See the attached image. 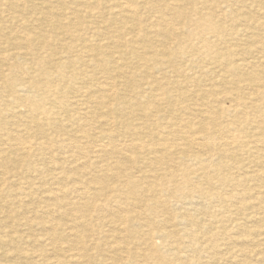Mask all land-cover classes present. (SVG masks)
Returning <instances> with one entry per match:
<instances>
[{"label":"bare ground","instance_id":"bare-ground-1","mask_svg":"<svg viewBox=\"0 0 264 264\" xmlns=\"http://www.w3.org/2000/svg\"><path fill=\"white\" fill-rule=\"evenodd\" d=\"M54 1L61 9L46 4L37 25L33 19L26 32L10 31L14 40L0 34L1 51L16 49L28 60L25 66L0 54V97H9L0 116L22 122L0 134V197L48 195L40 206L47 219H36L48 225L42 238L52 253L3 249L0 232L9 264L34 256L48 264H68L73 256L79 264H182L183 252L198 264L195 254L207 249L205 264H213L221 259L215 247L228 251V237H217L221 228L213 223L236 214L252 223L241 235H264V0ZM20 2L4 4L22 12ZM76 5L95 17L80 32L84 12ZM151 12L142 28L140 16ZM51 13L56 21L47 25ZM24 16L13 17L26 25ZM46 26L77 32L78 41L50 46L57 36ZM127 60L135 64L125 75ZM5 65L19 74L3 73ZM140 191L145 197H133ZM71 194L80 199L71 201ZM92 216L113 228L109 237L101 239ZM72 219L77 228L66 223ZM10 220L0 227L12 229L14 243L31 239L14 229L32 220ZM245 245L229 261L255 264L248 259L254 246ZM73 249L76 255L67 254ZM259 253L264 258V247Z\"/></svg>","mask_w":264,"mask_h":264},{"label":"rangeland","instance_id":"rangeland-1","mask_svg":"<svg viewBox=\"0 0 264 264\" xmlns=\"http://www.w3.org/2000/svg\"><path fill=\"white\" fill-rule=\"evenodd\" d=\"M99 2L101 3V5H103V3L104 4H106V0H99ZM4 3H6V0H2V4L0 5V9H2L3 11H0V34L1 35H5V37L4 38H6V37H9V40L10 41H12V40H14V38H17L15 35H9V33H10V31L11 30H15V31H19L18 33L20 34V30L21 31H25L26 32V26L28 25V26H32V20L33 19H36L35 21H33V25H37L38 24V19H40L41 17H42V15H41V12H42V8H44L45 6H46V4L47 5H50V6H53L54 8H57V9H61L60 8V5H58L59 3L58 2H56V1H54V0H23V2H20V6H21V8L23 9V11L22 12H20V9H19V7H15V10L14 9H11L10 7H8V5L6 4H4ZM65 4H68V5H70V6H72V5H74V3L72 2V0H66L65 1ZM34 6L35 7V10L34 11H31L30 10V7L31 6ZM77 6V5H76ZM77 9H79L83 14H84V16H83V18L81 17V19H80V22L82 23V24H80L81 26V29L79 30V32L80 31H82L83 30V28H84V26H86V25H89L90 23H91V21H93L94 19H95V17H93V16H88V17H85V7H83V6H81V5H78L77 6ZM244 10H246V8H245V6L243 7V12H244ZM7 11H9V12H7ZM55 11H56V9H55ZM142 10H140L139 12H141ZM5 12V13H4ZM7 12V13H6ZM52 12H54V10L52 11ZM16 13H22V15L24 16V17H26V19H29V21H28V24H26V25H22V23H21V20H19V19H16V18H14L13 16H15V14ZM25 13V14H24ZM62 15V16H61ZM106 15V14H105ZM152 15V16H151ZM153 15H155L153 12H151V13H143L141 16H140V24H141V26H142V28H144V27H146L147 26V23L149 22V21H151L152 19H154V16ZM50 16V17H49ZM60 16L61 17H63L64 16V13L62 12L61 14H60ZM147 16V17H146ZM32 17V18H31ZM56 14H54V13H51V14H49L46 18L48 19L47 21V25H51V22L50 21H52V22H54V21H56ZM149 17V18H148ZM8 18V19H7ZM12 18V19H11ZM50 18H52L51 20H50ZM57 18H59L58 16H57ZM67 17H65V19H63V20H67L66 19ZM143 20H142V19ZM241 18V17H240ZM87 19V20H86ZM92 19V20H91ZM147 19V20H146ZM239 19V18H238ZM239 21H240V19L237 21V23H239ZM242 21V20H241ZM5 23H7V25L5 24ZM21 24V25H20ZM15 27V28H14ZM46 28V32L47 33H49V34H51V35H56L57 36V38H54V39H56V40H51L50 42H49V44H50V46H59V45H64L65 44V42H68V41H70V40H74L73 41V43H75V42H77L78 41V38H77V32H71V33H69V34H65V33H55V32H57V31H54V30H51L50 29V27L49 26H46L45 27ZM74 34V35H73ZM13 37V38H12ZM60 38H61V40H60ZM64 38V39H63ZM73 38V39H72ZM102 38V37H101ZM56 43V44H55ZM6 45V43H0V54L3 52V54H4V56H6V55H8V54H10V55H15V56H17L18 57V59L20 60V62L21 61H23L24 62V64H25V66L27 65V59L24 57V55H22V54H19V55H17V54H15V50L16 49H12V48H8V49H6V50H4V51H1L2 50V48L4 47ZM246 44H243L242 46L243 47H246L245 46ZM30 46H31V48H35L36 47V44L35 43H31L30 44ZM6 47V46H5ZM8 50V51H7ZM19 51V50H18ZM20 52V51H19ZM17 53V52H16ZM20 53H22V52H20ZM255 53V52H254ZM252 56H256V53L254 54V55H252ZM133 62H135L134 60H127V62H126V64L123 66V70H124V72H125V75H128L129 74V72L130 71H132L134 68L132 67V64H135V63H133ZM22 63V62H21ZM23 64V63H22ZM23 64V65H24ZM7 68V65H5L3 68V73H5L6 74V72H8L9 74L10 73H12V74H19V70L18 69H16V68H14V69H6ZM84 68V67H83ZM11 70V71H10ZM128 73V74H127ZM102 73H98L97 75H99V76H102L101 75ZM98 76V77H99ZM124 77V76H123ZM137 77V78H136ZM104 78L103 77H99V80H103ZM121 79V78H120ZM139 76H135V78H133L132 80H131V82H130V85L132 86V87H134V88H136L137 86H135V84L134 83H137V82H139ZM119 82V81H118ZM69 84H71V83H69ZM74 85H76L75 83H74ZM130 85L128 86V88L129 89H131L132 87H130ZM8 100H9V97H0V108H4L5 106H4V102L6 101V103L8 102ZM3 105V106H2ZM21 111H22V109H21ZM5 115H6V117H5ZM29 118V117H28ZM27 119L25 118V120L23 121V122H25ZM14 121V115L13 114H11V113H6L5 114V112H3V114L0 116V134L1 133H3V131H5L6 129H7V127H9V128H14V126H16V125H18V121L16 122L15 121V123L12 125V122ZM8 122V123H7ZM20 123H22V122H20ZM19 123V124H20ZM5 129V130H4ZM33 130V129H32ZM47 149H44V151H46ZM91 158L90 157H88V158H83V163L85 164L86 162L88 163L89 162V160H90ZM32 175L33 176H31V178H32V180H34V178L36 177V176H34V174L32 173ZM37 181L38 180H36V183H37ZM36 183H35V185H36ZM72 183V182H71ZM11 184H9V186H10ZM12 187V186H11ZM7 192V189L5 188L4 189V192ZM145 194H144V193ZM143 192H139L138 194H134L133 195V197H136V198H142V196L143 197H145V195L147 194V192H145V191H143ZM36 195H37V197H36ZM9 194H8V192H7V194H4V195H2L1 197H0V199H1V201H0V207H5V205H7V207L5 208L7 211H8V209H10V211H8V212H6V211H4V210H1L0 209V221H2V222H4V221H9L10 220V218L12 217V219H14L15 217H20V216H25L27 219H30V221L32 220V222H31V224L29 225V226H27V225H17V229H16V226H15V231H17V233L16 232H14V235L15 236H18V235H20V234H25L26 232H28L30 235H31V239H28V240H21V239H19V240H15L16 242L14 243V239L13 238H10L11 236H9V234L11 233L10 231L12 230H10V229H8V228H6V227H4V229L2 228V227H0V232L2 233L1 235L3 236V238H4V242H6V244L2 247L3 249H8V250H12V249H21V250H34V251H36L35 253L37 254V253H40L41 251L43 252H45L46 253V256L45 257H52V253H51V249H50V247L45 243V241H44V239L42 238V235H43V233H45V231H46V229H48L47 227H48V225H46V223H45V226L43 225H41V224H39L38 223V220H44V219H47V217H44V216H47V215H45V214H41L42 213V207H40V206H42V204H43V199L44 198H47V196L48 195H44V193L42 192V191H37L36 193H34V195H32V197H31V200H26V199H17V198H14V194L13 195H11V196H9ZM35 196V197H34ZM39 196V197H38ZM69 196H71V198H69L71 201H78L80 198H78V196L76 195H73V194H71V195H69ZM139 196V197H138ZM75 197V198H74ZM39 198V199H38ZM4 199V200H3ZM7 199H9V202L7 201ZM34 199V200H33ZM36 200V201H35ZM36 202V203H35ZM46 203L47 202H51V200H47V201H45ZM7 203V204H6ZM111 203H115V201H111ZM234 203V202H233ZM24 204H27V206L26 205H24ZM28 210V211H27ZM37 211V212H36ZM99 211V210H98ZM27 212V213H26ZM25 213V214H24ZM39 214H41V215H39ZM13 215H14V217H13ZM237 215V216H236ZM236 215H234V216H236V218H230V219H227V220H220L221 222H218L217 220L215 221V223H213V225H215L216 227H218V228H221V235H218L217 237H228L227 238V243L228 244H225V245H227L226 247H228V248H226V249H228V251L227 252H223V251H225V247L222 245L221 247L219 246L218 248L217 247H215L214 249V252L215 253H217V255H219V257L221 258L219 261H217V262H215V263H213V264H235L234 262H231V261H229V258H227V257H231V256H238L237 258H240L241 256H239V254H240V252L238 251V249H241V246L242 245H245V246H247V247H250V246H254L253 248L254 249H252V251L253 252H251L250 253V256L248 257V259H250L251 260V262H254L255 264H264V262H261V260L262 261H264V258L263 257H260V253H259V251H261L262 250V247H264V235H263V233H262V230L260 231L261 232V234H258L257 232H255L254 233V230L252 229L250 232H249V234H250V238L249 237H244L243 235H241V233L244 231V228L243 227H245L244 225H248L247 227L248 228H251L252 227V223H250V222H248V221H246V220H244L243 221V218H241V217H243V214H236ZM240 215H241V217H240ZM38 216V217H37ZM239 216V217H238ZM36 217H37V219H36ZM93 217V221H92V224H95L96 225V229L98 230V232H100V233H102L101 235H102V240H104L105 239V237H107L110 233H112V229L113 228H111V227H109L108 225H106L105 223H103V224H97L96 223V219H94L95 218V216H92ZM221 217V216H220ZM235 221H234V220ZM229 220H231V221H229ZM211 221V220H210ZM228 221L230 222V223H228ZM13 222V220H10L9 221V223H12ZM37 222V223H36ZM79 220H77V219H72V220H69V221H67L66 223H69V225H70V227L72 228V229H74V228H77L78 227V225H80L79 224ZM243 222V223H242ZM244 222H245V224H244ZM229 224V225H227V224ZM246 223H248V224H246ZM2 224V223H1ZM135 224V223H134ZM233 224H234V227H233ZM240 224L241 225H243V226H240ZM219 225V226H218ZM227 227H226V226ZM19 226V227H18ZM104 226V227H103ZM136 226V225H135ZM42 227H44V228H42ZM105 227H107L106 229H105ZM99 229H100V231H99ZM107 229H109V231L107 230ZM40 230V231H39ZM215 230V229H214ZM231 230V231H230ZM40 233H39V232ZM102 231V232H101ZM253 231V232H252ZM23 232V233H22ZM237 232H240V233H237ZM13 233V232H12ZM103 233H105L104 235H103ZM226 233H229L228 235L226 234ZM237 234V235H236ZM36 237H38V240H35L34 238H36ZM109 237V236H108ZM253 237V238H252ZM42 238V239H41ZM252 238V239H251ZM88 239V238H87ZM254 240L253 241V243L252 242H250L251 240ZM31 240V241H30ZM248 240V241H247ZM256 241V243L258 242L260 245L258 246V245H256V243H254ZM230 242H234L233 244L232 243H230ZM243 242V243H242ZM28 243V244H27ZM245 243V244H244ZM251 245H250V244ZM21 244H23V245H21ZM33 244V245H32ZM45 244V246H43ZM238 244H240V245H238ZM254 244V245H253ZM21 245V246H20ZM34 245H36V246H34ZM13 246V247H12ZM20 246V247H19ZM102 247H106L105 245H104V243H103V245H101ZM132 246V245H131ZM130 246V247H131ZM37 247V248H36ZM40 247V248H39ZM47 247V248H46ZM49 247V248H48ZM197 248L196 249H199V247H200V245H197L196 246ZM40 250H39V249ZM67 248V247H66ZM216 248H217V250L219 249V251L217 252V250H216ZM223 248V249H222ZM250 248H252V247H250ZM250 248H248V249H250ZM37 249V250H36ZM259 249V250H258ZM1 250L2 249H0V262H1V264H9L10 263V261L9 260H12L13 259V257H11L10 255H7L8 256V258L7 259H5L7 256L5 255V256H3L2 254H1ZM137 251H139V249H136ZM222 250V251H221ZM234 250V252H232ZM38 251V252H37ZM131 251H135V248H131ZM76 252H78V251H76L75 249H73V250H69V251H67V254H70L71 253V255L73 254V255H76ZM220 252V253H219ZM188 252H183V253H181L182 255V257H181V259H180V261H181V263L182 264H190L191 262H189L188 260H187V256H189L188 258H191L192 257V255H189V253L187 254ZM209 253H210V249H207V251L206 252H204V253H200L199 252V254H195V256L196 257H200L201 259H199L198 261H197V263L198 264H205V260L206 259H208V255H209ZM212 253V252H211ZM219 253V254H218ZM170 254V253H169ZM190 254H192V253H190ZM172 257V256H171ZM204 257V258H203ZM206 257V258H205ZM260 257V258H259ZM34 258V259H33ZM32 259L33 260H31L30 262H27V263H24V262H22V264H48V263H46L45 261H43L42 259H40V258H38V256H34ZM73 258H74V263H73ZM21 259V258H20ZM22 260V259H21ZM38 260V261H37ZM51 260H54V259H51ZM77 259H76V256H73L72 257V259L71 260H68V264H79V262L78 261H76ZM137 260H138V263H137ZM222 260V261H221ZM72 261V262H71ZM133 262H132V264H139V259H133L132 260ZM54 262V261H53ZM259 262V263H258Z\"/></svg>","mask_w":264,"mask_h":264}]
</instances>
